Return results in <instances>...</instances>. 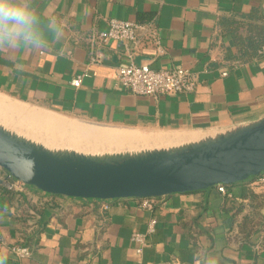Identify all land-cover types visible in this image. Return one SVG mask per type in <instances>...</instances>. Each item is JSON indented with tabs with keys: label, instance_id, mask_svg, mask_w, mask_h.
Here are the masks:
<instances>
[{
	"label": "crops",
	"instance_id": "crops-1",
	"mask_svg": "<svg viewBox=\"0 0 264 264\" xmlns=\"http://www.w3.org/2000/svg\"><path fill=\"white\" fill-rule=\"evenodd\" d=\"M34 4L42 17L58 20L63 35L40 50L0 51L4 97L93 123L194 133L162 135L157 145L164 147L264 116V52L238 49L264 33V0ZM109 18L152 23L160 48L142 39L134 63L186 68L196 75L194 91L146 96L118 88L124 44L90 40L107 30ZM99 49L103 58L91 63ZM83 72L80 85L72 86ZM224 188L156 197L152 210L141 208L140 198L112 199L104 209L102 200L52 196L27 185L7 192L0 179V252L7 264H264V186L250 177ZM152 217L155 230L137 254L130 235L144 232ZM14 245L29 255L17 256Z\"/></svg>",
	"mask_w": 264,
	"mask_h": 264
},
{
	"label": "water",
	"instance_id": "water-1",
	"mask_svg": "<svg viewBox=\"0 0 264 264\" xmlns=\"http://www.w3.org/2000/svg\"><path fill=\"white\" fill-rule=\"evenodd\" d=\"M0 167L43 193L83 199L230 185L264 172V116L177 145L95 154L45 146L0 124Z\"/></svg>",
	"mask_w": 264,
	"mask_h": 264
},
{
	"label": "built area",
	"instance_id": "built-area-1",
	"mask_svg": "<svg viewBox=\"0 0 264 264\" xmlns=\"http://www.w3.org/2000/svg\"><path fill=\"white\" fill-rule=\"evenodd\" d=\"M108 28L91 35L90 40L100 45L110 40L120 41L124 44L127 63L119 65L115 71V83L118 88L128 91L135 95L159 96V95H175L178 93H188L194 91L197 85L196 75L190 70L178 67L172 69H154L147 64H136L133 61L134 50L144 39L151 42L157 49L159 46L158 30L150 22H136L117 18H109ZM143 39V40H142ZM259 53L264 52V44L259 49ZM104 56V52L96 50L90 57L91 63H99ZM225 74V73H223ZM85 73L77 75L71 81V85L78 87ZM4 171V175L0 178L2 186L9 191H21L24 184L11 177ZM259 184L264 186V172L256 177ZM217 189L224 192V185H218ZM156 197L140 198V207L146 210H152ZM109 200H102L103 208H108ZM156 226V219L150 218L146 230L144 232H132L130 241L135 244V252L140 254L143 247L147 244V238L151 235ZM2 234L0 231V242ZM12 252L17 256L26 257L29 255V249L24 246L14 245L11 247Z\"/></svg>",
	"mask_w": 264,
	"mask_h": 264
},
{
	"label": "rangeland",
	"instance_id": "rangeland-1",
	"mask_svg": "<svg viewBox=\"0 0 264 264\" xmlns=\"http://www.w3.org/2000/svg\"><path fill=\"white\" fill-rule=\"evenodd\" d=\"M0 122H2L1 124L4 127L9 126L6 127L9 130L22 134L36 142L38 141L45 146L77 151L84 154L136 150L132 146L133 143L140 145L146 143L151 146L150 148H158L166 144L157 145L162 135L173 133L194 134L191 131L152 132L136 128L93 123L74 115L18 103L2 95H0ZM59 131L62 134H83L82 136H86L89 139L92 138L94 142L90 139V143H96L97 147L103 145L105 149L93 152L88 150L84 151L85 143L82 139V141L80 139L74 141V149L67 147L68 141L65 140L67 136L60 139ZM146 144H143L142 147H145Z\"/></svg>",
	"mask_w": 264,
	"mask_h": 264
},
{
	"label": "clouds",
	"instance_id": "clouds-1",
	"mask_svg": "<svg viewBox=\"0 0 264 264\" xmlns=\"http://www.w3.org/2000/svg\"><path fill=\"white\" fill-rule=\"evenodd\" d=\"M62 35L58 20L42 17L34 0H0V51L40 50ZM0 264H7L3 252Z\"/></svg>",
	"mask_w": 264,
	"mask_h": 264
},
{
	"label": "bare ground",
	"instance_id": "bare-ground-1",
	"mask_svg": "<svg viewBox=\"0 0 264 264\" xmlns=\"http://www.w3.org/2000/svg\"><path fill=\"white\" fill-rule=\"evenodd\" d=\"M51 125V124H50ZM58 134H60V139H62V137L64 138V137H66L65 138V140L66 141H68V145H67V147H70V148H73V144H74V141L75 140H84V143H85V146H84V151H86V150H88V151H91V152H93V151H98V150H103V149H105V147L102 145L101 147H97V144L96 143H93L94 141L92 140V138H90L91 139V141H93L92 143H90L91 141H90V139L88 138V137H86V136H82V135H78V134H62L61 133V131H59L58 132ZM69 135V136H68ZM116 135V134H115ZM127 137V136H126ZM81 140V141H82ZM115 141H116V139H115ZM117 142V141H116ZM118 143V142H117ZM143 144H146V143H143ZM142 144V145H143ZM108 145V144H107ZM142 145H140V144H134L133 143V147L136 149V150H139L140 148L141 149H143V150H145V149H148V148H150L151 146H149L148 144H146L145 145V147H142ZM110 147V146H109ZM111 148V147H110ZM74 149V148H73Z\"/></svg>",
	"mask_w": 264,
	"mask_h": 264
},
{
	"label": "trees",
	"instance_id": "trees-1",
	"mask_svg": "<svg viewBox=\"0 0 264 264\" xmlns=\"http://www.w3.org/2000/svg\"><path fill=\"white\" fill-rule=\"evenodd\" d=\"M255 40L247 42V43H243L242 46H240L238 49L239 51H251L252 53L257 51V49L264 44V33H262L261 35H259L258 37L254 38ZM230 185H224V187H228ZM7 192H11L9 190L4 189ZM55 196V195H52Z\"/></svg>",
	"mask_w": 264,
	"mask_h": 264
}]
</instances>
